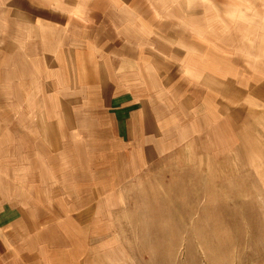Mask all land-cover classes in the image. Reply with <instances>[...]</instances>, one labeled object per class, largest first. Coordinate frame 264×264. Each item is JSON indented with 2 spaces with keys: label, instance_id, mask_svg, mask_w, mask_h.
<instances>
[{
  "label": "crops",
  "instance_id": "0c3cea01",
  "mask_svg": "<svg viewBox=\"0 0 264 264\" xmlns=\"http://www.w3.org/2000/svg\"><path fill=\"white\" fill-rule=\"evenodd\" d=\"M260 109L264 0H0V264H53L50 233Z\"/></svg>",
  "mask_w": 264,
  "mask_h": 264
},
{
  "label": "rangeland",
  "instance_id": "374dc122",
  "mask_svg": "<svg viewBox=\"0 0 264 264\" xmlns=\"http://www.w3.org/2000/svg\"><path fill=\"white\" fill-rule=\"evenodd\" d=\"M225 147L195 142L131 177L53 264H264V109ZM51 255V254H50Z\"/></svg>",
  "mask_w": 264,
  "mask_h": 264
}]
</instances>
